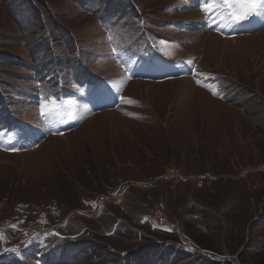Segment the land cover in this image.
Listing matches in <instances>:
<instances>
[{
	"label": "rangeland",
	"instance_id": "1",
	"mask_svg": "<svg viewBox=\"0 0 264 264\" xmlns=\"http://www.w3.org/2000/svg\"><path fill=\"white\" fill-rule=\"evenodd\" d=\"M120 1L0 0V264H264V28Z\"/></svg>",
	"mask_w": 264,
	"mask_h": 264
},
{
	"label": "trees",
	"instance_id": "2",
	"mask_svg": "<svg viewBox=\"0 0 264 264\" xmlns=\"http://www.w3.org/2000/svg\"><path fill=\"white\" fill-rule=\"evenodd\" d=\"M3 2H10L11 4H16L19 2V4H26L27 0H2ZM31 2V0H28V2ZM116 3H121L120 0H115ZM111 16V13L109 12L107 14V18H109ZM121 19V18H120ZM42 28V26H40V29ZM61 33H62V36H64L66 39H68L67 41V44L69 46L71 45H74V42L71 43L70 39H69V36H68V32L66 30H59ZM55 68V67H54ZM54 68H53V71H54ZM41 70L40 67H35L34 68V72L35 74H43L44 75V78H43V81L45 80V77H46V71L44 72L43 71H39ZM42 81V82H43ZM5 114H8L6 113L5 111H3V109H0V122L1 121H4L7 125H10L12 124L13 119L11 115H5ZM11 118V119H10ZM82 243V242H80ZM160 246V245H159ZM57 250L55 251H52L50 254H43L41 256V264H64V260H68L65 264H73L76 262V258L77 256L80 254H84L85 252L89 251L90 249H93L92 250V255L91 257H93V255H96L97 252H100L101 248L95 243L93 244V242L89 241V242H84L83 243V246H82V249L80 245H78L79 247V250L77 252V247H74V246H71L70 249L68 251H66L63 246H60V245H56L54 246ZM162 249H163V246H161ZM158 248V249H157ZM160 253V248L156 245H152L151 246V249L148 251V256H145L144 258H142V260H138L139 258H137V261L132 259L130 260V262L127 260L128 258L124 259V254H114V252H112V254L109 256L108 255V258H106V260L104 259V261L102 262H99L100 264H110V262L112 264H134L135 262L136 263H140V264H146V260L149 261L150 258H154V259H160L162 255H159ZM168 253V249H165L163 251V255L167 254ZM68 257H70V259H68ZM90 257V258H91ZM182 257H183V254H182ZM185 257V256H184ZM112 259H113V262H112ZM90 259H88L87 261H89ZM11 264H25L19 260L15 261V262H12ZM204 264H214L211 263V262H204Z\"/></svg>",
	"mask_w": 264,
	"mask_h": 264
},
{
	"label": "snow or ice",
	"instance_id": "3",
	"mask_svg": "<svg viewBox=\"0 0 264 264\" xmlns=\"http://www.w3.org/2000/svg\"><path fill=\"white\" fill-rule=\"evenodd\" d=\"M221 7L227 8V16L231 23H241L249 17L255 15L264 17V0H201L200 8L206 17L210 16L213 10H218ZM220 16H224L223 12H218ZM213 94H218L213 90ZM51 103L55 105L56 101L52 100ZM46 103H41L40 114L43 116L46 112H50ZM3 230H0V241H4ZM16 249H12L15 251ZM8 251V249H5Z\"/></svg>",
	"mask_w": 264,
	"mask_h": 264
},
{
	"label": "bare ground",
	"instance_id": "4",
	"mask_svg": "<svg viewBox=\"0 0 264 264\" xmlns=\"http://www.w3.org/2000/svg\"><path fill=\"white\" fill-rule=\"evenodd\" d=\"M192 16V15H191ZM264 33V31L262 32V33H260V34H263ZM260 34H255V35H260ZM211 37H216L218 40H221L222 38H220V37H218V36H216V35H214V34H211ZM248 38H250V37H241V38H236V40H245V39H248ZM251 40V39H250ZM216 42V41H215ZM231 42V41H230ZM194 46H199V42L198 43H194L193 44ZM228 46V45H227ZM186 81H189V79H187Z\"/></svg>",
	"mask_w": 264,
	"mask_h": 264
}]
</instances>
